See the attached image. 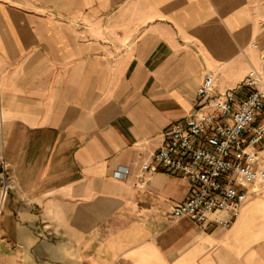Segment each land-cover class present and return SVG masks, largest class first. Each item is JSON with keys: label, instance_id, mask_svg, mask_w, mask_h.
I'll list each match as a JSON object with an SVG mask.
<instances>
[{"label": "crops", "instance_id": "0c3cea01", "mask_svg": "<svg viewBox=\"0 0 264 264\" xmlns=\"http://www.w3.org/2000/svg\"><path fill=\"white\" fill-rule=\"evenodd\" d=\"M250 69L264 0H0V264H264V182L221 228L171 218L177 174L138 176L206 73Z\"/></svg>", "mask_w": 264, "mask_h": 264}, {"label": "built area", "instance_id": "2783aa9c", "mask_svg": "<svg viewBox=\"0 0 264 264\" xmlns=\"http://www.w3.org/2000/svg\"><path fill=\"white\" fill-rule=\"evenodd\" d=\"M196 95L194 112L167 128L164 144L138 164V176L157 169L177 174L192 191L171 218L190 216L226 228L245 199L239 183L264 182V80L251 69L234 87L216 92L206 73ZM129 173L118 168L114 176ZM1 181L4 192L7 177Z\"/></svg>", "mask_w": 264, "mask_h": 264}, {"label": "rangeland", "instance_id": "374dc122", "mask_svg": "<svg viewBox=\"0 0 264 264\" xmlns=\"http://www.w3.org/2000/svg\"><path fill=\"white\" fill-rule=\"evenodd\" d=\"M251 70V69H250ZM210 74H212L211 72H209ZM213 75V74H212ZM260 75V74H259ZM261 77V76H260ZM262 80H264V77H261Z\"/></svg>", "mask_w": 264, "mask_h": 264}]
</instances>
